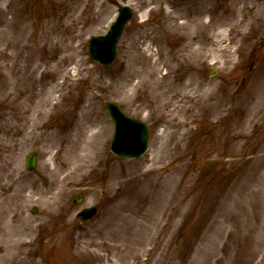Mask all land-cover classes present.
Instances as JSON below:
<instances>
[{
    "label": "rangeland",
    "instance_id": "obj_1",
    "mask_svg": "<svg viewBox=\"0 0 264 264\" xmlns=\"http://www.w3.org/2000/svg\"><path fill=\"white\" fill-rule=\"evenodd\" d=\"M120 5L101 67L88 39ZM104 101L146 154H111ZM5 225L32 232L0 264H264V0H0V248Z\"/></svg>",
    "mask_w": 264,
    "mask_h": 264
},
{
    "label": "water",
    "instance_id": "obj_2",
    "mask_svg": "<svg viewBox=\"0 0 264 264\" xmlns=\"http://www.w3.org/2000/svg\"><path fill=\"white\" fill-rule=\"evenodd\" d=\"M131 15L127 6L119 8L116 21L110 26L106 35L94 36L89 39L91 58L102 66L109 65L115 59V49L125 23ZM114 125V134L110 142L111 152L122 158H136L147 149L148 130L144 123L127 116L117 105L111 102L104 103ZM35 166V155L26 158V168ZM80 197L76 199L79 202ZM35 210V209H34ZM95 208L83 209L78 216L88 219L95 214Z\"/></svg>",
    "mask_w": 264,
    "mask_h": 264
},
{
    "label": "bare ground",
    "instance_id": "obj_3",
    "mask_svg": "<svg viewBox=\"0 0 264 264\" xmlns=\"http://www.w3.org/2000/svg\"><path fill=\"white\" fill-rule=\"evenodd\" d=\"M165 17H167L166 14H165ZM142 57L147 62L151 61L150 57L148 55L144 54ZM149 64H150V66L148 68L149 70H148L147 75H150L152 72H154L152 74L155 75L157 73V71H158L156 62H152V63H149ZM47 73L48 74L49 73L53 74L52 69L47 71ZM134 78H136V75H132L131 74L130 79H134ZM52 89L48 90V92L44 95V98L41 100L42 102L40 101V108H39L40 110H39V112H40L41 116H43L45 114V111H44L43 107L49 103V100L51 99V95H52L51 94L52 93ZM9 197H11V194H8L7 196H5L4 200H8ZM2 232H3V234L6 237V242H5V246H3V248H0V259L5 260L7 257H9V256L12 257V255H13L11 253V249H13L15 247V245L18 243V238H15V237L17 235H21V234L25 235L26 233L32 232V227L29 226V225H24V226L23 225H19V226H8V225H5L2 228Z\"/></svg>",
    "mask_w": 264,
    "mask_h": 264
}]
</instances>
